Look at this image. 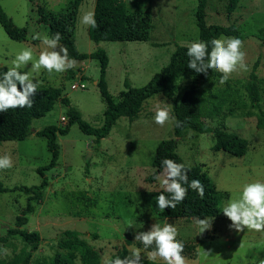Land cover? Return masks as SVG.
Here are the masks:
<instances>
[{
	"label": "rangeland",
	"instance_id": "rangeland-1",
	"mask_svg": "<svg viewBox=\"0 0 264 264\" xmlns=\"http://www.w3.org/2000/svg\"><path fill=\"white\" fill-rule=\"evenodd\" d=\"M72 1L0 0L14 27L25 32V40L16 41L0 25V68L12 67L16 55L31 48L33 61L19 69L27 72L40 52L45 50L41 40L34 37L51 34L48 26L39 23L37 6L43 7L46 14L65 21L80 53L90 54L98 49L106 51L109 58L106 80L114 100L126 91V82L134 88L145 87L169 65L178 46H190L199 40L196 16L199 0H125L130 13L149 19L150 40L99 44L90 39V25L82 23L86 12L94 13L96 0H85L75 21L69 18ZM206 3L208 25L235 26L244 36L241 50L245 52L247 70L238 69L228 80L236 85L247 105L243 108L235 104V112H230L227 106L215 119L206 117L204 120L212 129L223 127L247 140L246 155L234 157L223 151L214 152L213 133L187 130L177 139L174 136L175 119L163 126L156 124L154 116L158 107L171 105L170 115L174 117L173 100L162 94L145 102L137 120L120 118L109 137L100 144L93 136L86 135L79 124H74L68 135H59V164L46 172L49 186L44 191L43 201H32L35 211L27 216V224L20 228L41 236L31 263L53 264L56 255L65 254L57 241L68 230L79 233L81 239L97 250L100 264L111 260L123 246L128 248L129 256L139 249L142 259L164 263L160 258L150 259L148 254L151 251L135 240L136 233L148 231L155 223L161 226L172 224L178 230L177 240L195 245L197 256H184L187 264H254V260L258 264L259 260H264V232L248 229L236 232L222 213L230 200L240 197L245 184L264 183V129L257 126L260 112L251 107L243 86L257 61V75L264 79V40H261L264 0H240L231 15L228 14L229 0H206ZM75 61L76 66L63 73L49 74L40 69L33 72L32 77L34 82L39 81V87L61 89L62 97L70 100L71 107L80 112L82 119L90 126L100 128L107 109L96 85L100 79V63L91 59ZM81 83L86 85L85 89H72L73 85ZM189 84V79L179 81L175 101L181 100ZM63 117L67 121H63ZM68 120L67 107L59 101L52 112L33 121V133L24 141L0 143V157L10 155L12 159L11 168L0 169V183L6 190L0 192V237L17 228V218L27 207L29 195L19 188L39 186L42 178L38 169L51 161L46 139L36 133L51 125L63 129ZM172 139L178 141L176 152L185 164L200 167L204 189L213 190L215 194L216 215L208 219L211 228L202 234L194 218H177L160 211L156 197L166 191L159 180L154 183L147 180L155 171L153 160L157 147L162 141ZM159 176L163 178L162 174ZM24 247L20 235L9 236L8 242L0 245V264H11ZM202 250L210 255L203 256ZM74 264L82 262L78 258Z\"/></svg>",
	"mask_w": 264,
	"mask_h": 264
},
{
	"label": "trees",
	"instance_id": "trees-1",
	"mask_svg": "<svg viewBox=\"0 0 264 264\" xmlns=\"http://www.w3.org/2000/svg\"><path fill=\"white\" fill-rule=\"evenodd\" d=\"M34 1V0H30ZM85 0H73L71 2L72 10L69 15L70 20L75 21L80 6ZM240 0H229L228 14L231 15L236 10ZM206 0H199L197 8V25L199 28V40L208 43L209 51L211 49V40L221 36L235 37L242 41L244 36L235 26L223 27L219 25H208L206 23ZM40 16L39 23L48 26L51 36L60 33L62 39L60 44L66 47L71 59L77 61L98 60L100 63V79L96 83L103 100L106 102L105 121L102 127L94 128L85 122L80 112L71 107L70 100L62 97L63 91L52 87H38L37 94L33 97V106L31 108L9 109L0 113V143L8 141L21 142L33 133L32 124L34 120L45 117L52 112L59 101L67 107L68 124L65 128L51 125L36 133V136L45 138L47 148L51 153V161L48 165L38 169L42 181L39 186L20 187L19 191L29 195L27 207L17 218L18 226L10 230L8 235L0 237V245L8 242L11 235H20L25 244L24 249L17 254L11 264H37L31 263L33 254L38 250L41 243V236L37 232H29L20 228L27 224L28 215L35 211V205L32 201L42 202L44 191L49 186V180L46 172L55 169L61 157V146L58 137L69 134L74 124H79L80 129L88 136H93L97 144L101 140L109 137L112 129L116 126L118 120L122 117L135 121L139 118L145 102L155 95L162 94L166 98L173 100V112L175 117L174 136L178 139L184 136L188 130L206 134L213 133L214 152H226L234 157H243L248 152L249 144L247 140L241 138L235 133L229 132L226 128H210L205 118H216L222 110L228 106L230 112H235V104L239 107H246V103L239 94V89L232 81L227 80L221 84L222 74L209 69L205 73H196L188 68L189 57L187 48L189 46H178L172 54L170 63L160 73L156 74L152 80L143 88H134L129 82H126L127 89L122 92L118 100H114L108 90L106 80L109 58L105 50L98 49L93 53H80L72 40L68 27L64 20L57 19L55 15L46 14L43 7L37 6ZM96 27L90 26V39L99 44L101 42H147L150 40V21L146 18H140L138 15L130 13L127 10L125 0H96L94 9ZM0 25L7 35L16 41L25 40L24 30H17L12 20L7 16L0 5ZM261 40H264V29L261 31ZM259 61L254 65L249 80L244 84L247 97L253 109H257L258 128L264 129V79L257 75ZM7 71V68H0V76ZM189 79L190 84L181 95V100L175 101L174 96L179 90V81ZM249 116L252 113H248ZM176 121L181 122V126H176ZM177 140L162 141L157 147L153 160L154 173L148 177L151 183L156 182V177L163 173L161 161L165 158L172 159L177 163L185 165L189 181L197 179L201 181V169L199 166H187L183 159L177 154ZM188 187L187 184L183 185ZM205 190V189H204ZM0 183V192H5ZM166 196L167 192H163ZM166 215L174 217H186L201 219L214 218L216 215L215 194L213 190H205L204 197L201 198L197 192L188 189L185 200L179 203L175 209L167 208L163 211ZM58 245L66 251L65 254L59 253L53 259V264H74L79 258L82 264H100V256L96 249L91 247L85 240L80 238V234L75 231H65L58 239ZM150 251L155 250V245L147 248ZM183 256L195 258L196 247L193 244H184ZM129 256V250L126 246L115 255L116 258L123 259ZM141 264H164L156 261H149L141 258Z\"/></svg>",
	"mask_w": 264,
	"mask_h": 264
},
{
	"label": "clouds",
	"instance_id": "clouds-1",
	"mask_svg": "<svg viewBox=\"0 0 264 264\" xmlns=\"http://www.w3.org/2000/svg\"><path fill=\"white\" fill-rule=\"evenodd\" d=\"M82 23L96 27L95 14L86 12L82 17ZM35 39H40L45 46L41 51L38 59L31 64V69L27 72H21V66H27L33 61V51L31 48L21 50L12 61V67L0 76V113L9 109L31 108L33 106V97L37 94L39 81L32 77L33 72L40 69L46 70L49 74L63 73L76 66V61L69 57L66 47L60 45L62 36L55 33L52 36L37 34ZM211 49L203 41H194L187 48V56L190 58L188 68L196 73H207L209 69L215 70L222 74L220 83H225L232 73L238 69L247 70L244 63L245 52L243 42L235 37H219L211 40ZM171 105L158 107L154 120L155 123L163 126L170 119L175 118L170 115ZM176 126L180 127L181 122L176 121ZM163 167L162 177L157 176L169 195L160 194L156 197V204L160 211L167 208L175 209L176 206L183 202L187 196L188 189L197 192L203 198L205 194L204 186L201 181L192 179L189 176L185 165L177 163L172 159L165 158L161 161ZM12 167L10 155L0 157V169ZM187 184L188 187L183 185ZM222 213L230 221V227L236 232H242L244 229L264 232V183L253 182L243 186L242 194L238 199L230 200L223 207ZM194 223L202 234L211 228L207 218H194ZM178 230L169 223L153 224L148 231L139 232L135 235V240H139L147 249L155 245V250L148 255L155 260L160 258L164 264H187L186 258L182 255L184 244L177 240ZM240 247H243L241 244ZM203 256L210 255V252L202 250ZM105 264H141L139 249L135 250L130 256L123 259L106 260ZM254 264L257 262L254 260ZM258 264H264V260H259Z\"/></svg>",
	"mask_w": 264,
	"mask_h": 264
},
{
	"label": "built area",
	"instance_id": "built-area-1",
	"mask_svg": "<svg viewBox=\"0 0 264 264\" xmlns=\"http://www.w3.org/2000/svg\"><path fill=\"white\" fill-rule=\"evenodd\" d=\"M78 88L85 89L86 85L84 83H81V84H75L72 86V89H78ZM62 119H63V121H67L66 118H64V117Z\"/></svg>",
	"mask_w": 264,
	"mask_h": 264
}]
</instances>
